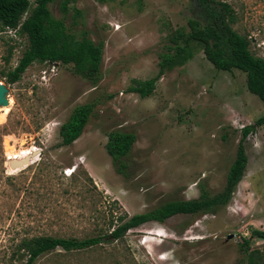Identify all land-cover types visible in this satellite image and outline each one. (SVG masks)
Instances as JSON below:
<instances>
[{"label": "rangeland", "instance_id": "374dc122", "mask_svg": "<svg viewBox=\"0 0 264 264\" xmlns=\"http://www.w3.org/2000/svg\"><path fill=\"white\" fill-rule=\"evenodd\" d=\"M222 1L235 8L234 27L252 39V52L264 57V0ZM62 2L50 4L58 19L64 18ZM69 8L65 22L75 34L87 30L95 42H105L97 86L73 65L38 62L7 85L2 75L18 64L28 41L12 30L0 32V82L10 101L0 108V264L24 236L96 235L109 223L113 204L115 216H134L198 199L202 189L221 193L242 130L264 115L246 74L217 70L200 48L185 66L163 75L150 97L128 91L133 80L158 75L172 32L189 31V0H71ZM75 9L83 18H73ZM88 103L96 108L82 137L63 146L61 126ZM114 130L137 135L127 176L117 173L106 150ZM245 147L247 169L227 207L145 223L128 232L118 252L40 264H245L244 238L264 231V126L249 134ZM35 151L30 165L10 167ZM252 246L264 250V240Z\"/></svg>", "mask_w": 264, "mask_h": 264}, {"label": "trees", "instance_id": "16d2710c", "mask_svg": "<svg viewBox=\"0 0 264 264\" xmlns=\"http://www.w3.org/2000/svg\"><path fill=\"white\" fill-rule=\"evenodd\" d=\"M55 1L34 0L32 3L31 0H0V32L12 30L28 41L18 64L2 75L7 85L21 81L29 67L36 62L73 65L74 73L88 79L94 86L102 80L105 42H95L87 30L78 36L66 25L65 18L70 13L71 0L62 2L64 18L54 17L50 4ZM189 1L194 12V17L188 22L189 31L179 28L172 32L167 38L165 51L159 56L158 75L150 80H133L128 91L141 98L150 97L163 75L185 66L200 48L217 70L232 72L237 69L245 73L248 90L264 103V57L256 56L251 50L252 39L235 29L238 14L233 5L222 0ZM83 16L81 10H74L75 20ZM9 55H13V48ZM95 108V103H88L73 110L60 129L63 146H71L82 137ZM262 126L264 115L255 125L242 130L236 159L229 169L226 186L221 193L212 195L202 189L198 199L171 201L148 213L134 216L126 211L115 216L114 210L118 208L117 204H113L109 223L99 226L96 235L85 238L73 235L24 236L1 264H40L44 259L53 257L100 251L111 253L109 249L118 252L128 232L145 223H165L176 215H202L227 207L247 169L245 141L256 127ZM136 141L137 135L134 133L114 130L108 134L106 150L118 174L127 176V159ZM255 239L264 240V231L254 229L248 238H244L245 264H264V250L252 246Z\"/></svg>", "mask_w": 264, "mask_h": 264}, {"label": "water", "instance_id": "95a60500", "mask_svg": "<svg viewBox=\"0 0 264 264\" xmlns=\"http://www.w3.org/2000/svg\"><path fill=\"white\" fill-rule=\"evenodd\" d=\"M8 94H9L8 87L4 83L0 82V108H6L10 105ZM38 155H39V152L35 151L33 152V154L29 156H25L24 158L20 160L13 159L10 161V167L13 170L21 169L25 166L30 165ZM233 237H234L233 235H230L228 236L227 239L231 240Z\"/></svg>", "mask_w": 264, "mask_h": 264}, {"label": "bare ground", "instance_id": "6f19581e", "mask_svg": "<svg viewBox=\"0 0 264 264\" xmlns=\"http://www.w3.org/2000/svg\"><path fill=\"white\" fill-rule=\"evenodd\" d=\"M33 154V153H32ZM31 155V154H30ZM27 156H29V155H27ZM17 159V158H16Z\"/></svg>", "mask_w": 264, "mask_h": 264}]
</instances>
